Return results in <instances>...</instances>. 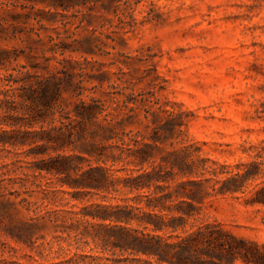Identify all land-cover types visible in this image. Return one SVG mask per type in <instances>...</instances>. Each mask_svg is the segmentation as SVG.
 <instances>
[{
    "label": "rangeland",
    "instance_id": "1",
    "mask_svg": "<svg viewBox=\"0 0 264 264\" xmlns=\"http://www.w3.org/2000/svg\"><path fill=\"white\" fill-rule=\"evenodd\" d=\"M124 1L104 0L106 9L85 14L81 23L78 8L63 11L50 0H0V16H32L20 38L0 41V49L9 51L11 58L0 66V87L6 84L4 76L21 78L26 72L46 76L65 69L74 75L76 92L83 93L77 97L64 92V105L90 97L122 100L134 93L135 103L129 104L135 108L129 112L133 123L126 131L139 130L145 142H151L145 108L161 118L172 113L176 118L161 131L169 139L158 144L153 160L157 164L167 151L190 147L191 159L199 166L216 167L215 174L197 176L211 178L208 187L213 179L238 172L240 163L258 164L244 193L207 197L195 224L217 222L238 237L264 244V205L247 202L264 184V0ZM87 36L99 38L96 43L102 51L93 55L50 50L54 43ZM59 119L57 113L53 125L58 126ZM40 126L37 123L33 129ZM43 126L48 128V121ZM170 126L177 129L172 132ZM81 127L76 125L77 130ZM113 143L119 142L104 144ZM41 152L34 144L0 149V173H5L0 184V264H52L75 253H89L94 246L91 238L83 239L90 242L86 245L77 243L75 235L82 232L85 221H99L82 213L97 204L134 203L130 198L136 193L94 194L62 185L61 180L78 175L72 171L69 176L33 173L42 159L58 153L83 155L87 159L80 163L83 168L103 166L121 178L137 169L133 164L96 160L72 147ZM220 165L226 166L223 172L217 168ZM34 181L50 190L48 199L43 200ZM29 222L35 223L31 241L11 237L15 224Z\"/></svg>",
    "mask_w": 264,
    "mask_h": 264
},
{
    "label": "trees",
    "instance_id": "2",
    "mask_svg": "<svg viewBox=\"0 0 264 264\" xmlns=\"http://www.w3.org/2000/svg\"><path fill=\"white\" fill-rule=\"evenodd\" d=\"M50 1L63 11L78 8L76 13L83 15L81 23L86 19L85 14L106 9L104 0ZM84 8L86 12L82 10ZM31 18V14L15 13L11 18L1 15L0 41L20 38ZM34 20L41 22L38 17H34ZM97 40L99 38L87 36L72 43H54L50 50H60L61 54L70 51L95 55L102 51ZM9 55V51L0 49V66L10 62ZM73 77L65 69L46 76L29 72L21 78L4 76L6 84L0 87V149L34 144L42 150V154H46L49 149L64 151L72 147L96 160L104 158L133 164L137 169L121 178L103 166L89 164L86 169L83 168L80 163L87 160L83 155L58 153L49 155V159H42L40 166L33 168V173L35 177L42 171L69 176L72 171L78 175L61 180L62 185L94 194L124 190L136 195L130 198L133 204L128 201L123 204H97L89 212H83V217L90 216L99 222L85 221L82 232L76 234L75 239L77 243L90 245L88 239L83 241L89 237L94 246L89 253H75L52 264H235L239 260L245 264H264L263 243L238 237L217 222L195 224L201 213L200 205L207 197L244 193L245 183L257 175L258 164L240 163L237 165L238 172L222 179H213L214 183L209 187L206 183L211 178L198 179L197 176L210 171L215 174L216 167L199 166L191 159L190 147L167 151L155 164L153 151L159 150L158 144L169 139L161 131L176 116L168 113L167 117L161 118L145 108V128L152 131L149 136L151 142H145L143 132L126 131L133 123L130 119L134 115L129 112L135 108L129 104L135 103L132 100L134 93L122 100L114 96L108 100L90 97L89 100L79 98L72 104L64 105V92L77 97L83 93L76 92ZM57 113L60 114L58 126L53 125ZM47 121L49 127L45 128L43 124ZM37 123H41V126L34 130L33 126ZM77 124L82 126L80 130L76 128ZM175 129L177 127L170 126L172 132ZM114 140L119 143L104 144ZM214 166L218 165L214 162ZM217 168L223 172L226 166ZM4 175V172L0 173V184L5 180ZM24 176L28 177L29 174L24 173ZM32 183L38 188L37 191L44 194L43 200L48 199L50 190L35 181ZM247 202L264 205V184L254 190ZM191 220L194 221L189 224ZM12 229L15 230L11 232L12 238L28 243L35 223L15 224ZM94 250H97L96 253Z\"/></svg>",
    "mask_w": 264,
    "mask_h": 264
}]
</instances>
